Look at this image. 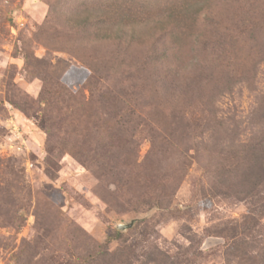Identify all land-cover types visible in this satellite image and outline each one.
<instances>
[{"label":"rangeland","instance_id":"rangeland-1","mask_svg":"<svg viewBox=\"0 0 264 264\" xmlns=\"http://www.w3.org/2000/svg\"><path fill=\"white\" fill-rule=\"evenodd\" d=\"M263 250L264 0H0V264Z\"/></svg>","mask_w":264,"mask_h":264},{"label":"trees","instance_id":"trees-1","mask_svg":"<svg viewBox=\"0 0 264 264\" xmlns=\"http://www.w3.org/2000/svg\"><path fill=\"white\" fill-rule=\"evenodd\" d=\"M262 253L263 254L257 253L256 255L250 256V260L252 261V264H264V250L262 251ZM226 255H228V257L230 256L232 258L233 257L243 258L245 255V252L240 249L238 244H234L228 249V252L226 253Z\"/></svg>","mask_w":264,"mask_h":264},{"label":"water","instance_id":"water-1","mask_svg":"<svg viewBox=\"0 0 264 264\" xmlns=\"http://www.w3.org/2000/svg\"><path fill=\"white\" fill-rule=\"evenodd\" d=\"M130 225H131V223H129V224H118V225H117V228L123 230V229H125L126 227H129Z\"/></svg>","mask_w":264,"mask_h":264}]
</instances>
